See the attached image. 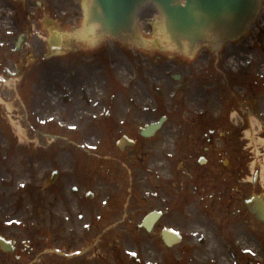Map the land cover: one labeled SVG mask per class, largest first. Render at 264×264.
<instances>
[{
  "label": "rangeland",
  "instance_id": "1",
  "mask_svg": "<svg viewBox=\"0 0 264 264\" xmlns=\"http://www.w3.org/2000/svg\"><path fill=\"white\" fill-rule=\"evenodd\" d=\"M84 1L24 0L22 4V11L27 16L34 18L32 14L37 11L35 18H39L41 24L40 33L44 35L47 60L40 64L41 52L22 49L20 53L12 54V62L25 60L28 76H40V73L42 76L48 75L47 69L41 70L45 65L59 78L51 86L59 87L61 91L58 97L57 93L54 98L44 96L47 107L41 105L42 112L35 116L23 86L8 91L9 98L0 88L6 101L0 105V219L9 209L18 213L25 210L27 223H46L40 227L42 247L34 257L26 258L23 264H133L126 258L128 253L124 244V240H129L131 236L136 238L135 242L140 247L143 243V259L153 264L158 255L163 256L166 250L158 239L153 243L149 233L143 229L137 231L135 226L153 209L166 208L167 193L172 194L173 203L175 195H182L185 200H195L199 205L200 196H191L189 190L197 186L194 170L187 168L184 173L180 170L184 157L193 155V151L197 152L195 155H200L198 151L203 149L194 145V141L213 140L226 159L234 158L243 145L241 130L234 128L231 114L236 112L245 121V114L249 110L257 114L260 109L264 116V92L254 90V76L264 77V2L259 19L243 40L224 47H219L216 41L200 44L192 58L179 54L167 43L161 18H155L152 36L143 34L119 42L107 39L106 50L109 57L119 61V82L123 87L121 91L115 90L114 101L112 97L105 100L106 107L114 110L116 120L120 122L121 117L127 115L131 122L132 117H137L140 128L152 122L158 113L150 96H154L160 87L163 90V106L167 109L173 105L176 109L155 138L147 139L136 152L128 149L122 153L118 149V141L122 136L137 137L136 130L113 129L109 134L105 128L97 127L93 122L95 116H87L84 111L85 108L91 112L98 111L97 105H87L80 96L64 100L70 94L71 81L75 84L81 82V86H84L87 65L91 70H98L95 75H105L98 67L102 64L96 60L89 62L83 59V53L69 55L72 47L78 49L85 46L88 40L81 17ZM153 15L149 14L142 20V30L148 32V21ZM53 37L59 40V44L50 42ZM117 45L130 48L127 53L129 59L123 57ZM226 47L238 59L227 63ZM3 54L0 52L1 59ZM52 56H56V59ZM130 56L133 58L130 59ZM179 62L183 64L180 66ZM244 63H250V68L244 70ZM51 64L58 67L50 68ZM239 68L241 70L237 73ZM132 74H135L134 80L131 79ZM173 75H184L191 79L187 89L175 96L177 81L172 80ZM3 77L0 67V78ZM135 83L136 87H133ZM7 107L14 111L8 113L10 109ZM202 109H206L207 116L211 117L210 126L205 129L203 126L194 127L196 121L191 116ZM88 118L93 119L87 122ZM42 120L53 121L56 127L52 128ZM251 120L253 126L250 129L254 131L256 122L253 116ZM20 127L26 134L25 141L20 138ZM62 127L66 133L62 132ZM241 155L239 153V157ZM165 157H180L176 164H172V169L177 168L175 177H171L174 172H170V167L167 168L164 161L157 165V160ZM78 158L81 159L80 164L76 161ZM59 168L65 170L60 174L64 181H71L74 185L78 181L84 183L86 193L81 201L89 210L84 219L105 221L91 223L92 234L86 232L81 236V241L75 242V250H67L69 246H63L60 253L64 256L56 253L52 240L51 203L54 187L51 186V179L54 169ZM262 185L263 180L253 187L251 185L253 194H260ZM89 192L93 194L92 199L88 197ZM154 192L158 195L154 196ZM80 214L75 213V221L80 220ZM175 215L171 214L170 223H175ZM166 222L167 219H162L160 223ZM251 230L253 237L264 239V225L254 217ZM119 250L123 252L122 258L117 254ZM252 253L255 256L254 250ZM36 259L42 262L34 263ZM3 262L0 259V263Z\"/></svg>",
  "mask_w": 264,
  "mask_h": 264
},
{
  "label": "flooded vegetation",
  "instance_id": "2",
  "mask_svg": "<svg viewBox=\"0 0 264 264\" xmlns=\"http://www.w3.org/2000/svg\"><path fill=\"white\" fill-rule=\"evenodd\" d=\"M22 4V0H0V52L4 53L2 59L0 55V67L5 73L12 74L14 72L17 76L25 73L24 68L28 67L23 59L14 61L16 64L12 62L11 50H14L18 45L21 36L24 37L21 49H34L36 52H41V64L46 54L43 37L37 33L40 29L39 18L27 16L22 11ZM150 11L151 8L148 9V13ZM146 14L147 12L143 15ZM97 48L98 52L97 50L92 51V46L89 44L78 50L73 48L71 52L74 54L84 51L86 55L83 58L89 60L102 58L104 50L101 49V45ZM18 65L25 66L22 70L18 68ZM53 67H58V65L51 64L50 68ZM45 69L47 67L42 66L41 70ZM47 72L49 74L45 76L41 74L40 77H30L32 86L28 89L27 94H31L30 105L35 116H39V113L42 112L41 105L47 107L44 96L54 97L59 91L58 88L51 86L52 82L58 81L55 72L49 69ZM86 73L87 76L83 80L84 88L81 87V82H77V84L71 82V97L74 99L80 96L89 106L96 105L100 100H106L111 92L108 78L92 75L89 65L86 66ZM26 79L28 77L25 73L20 82L24 83ZM2 85L6 86V84ZM99 106L98 111L91 112L89 108H85L84 111L89 115L101 116L100 125L118 131L123 129L140 130L137 117H132L129 122L128 117L125 116L124 125H120L114 117L115 113L112 108L108 110L104 104ZM103 117L110 120H103ZM86 121L89 122L90 119ZM193 126L201 128V125L197 123ZM258 134L264 143V125ZM135 141V149L131 152H136L139 147L140 141L137 139ZM193 144L203 149L198 151L200 155H195L197 152L193 151V155L184 157L180 170L181 173H184L187 168L194 170L198 185L189 190H191V196H200V203L198 205L195 200H185L182 195H175V203H173L172 194L167 193L164 217L168 222L158 223L152 238L149 237L153 243H156V239H158L166 246L162 232L164 228L175 226L183 240L175 246V251L166 246L164 255L159 254L157 261H154L153 264H263L264 239L252 236L253 204L251 197L253 196L252 187L258 184L259 180L264 181V144L255 147L248 136L244 149L239 151L242 155L228 159L227 163L223 153L216 147L215 141L198 139ZM202 157L206 159L205 162L201 161ZM179 159L180 157H174L173 160L168 158L166 162L170 167V172H174V177L177 174V168L172 169V164H176ZM251 176L254 178L253 183L250 180ZM56 183L53 188L51 205L54 234L52 240L53 247L60 256V250L65 245L69 246L67 250H75L77 248L75 242L81 241V234L84 235L86 231L91 233V223H99V221L84 219L88 208L81 201L85 191L83 182L80 181L78 186H75L71 181L59 180L58 176ZM260 194L264 198V185L261 187ZM76 212L81 213L78 221H75ZM172 213H176V219L173 220L175 223H170ZM25 216V210L18 213L9 209L7 214L0 219V234L10 242L12 249L10 252H6L0 247V259L4 260L3 264H23L26 258L34 257L43 245L40 227L46 223H27V220L24 219ZM136 229L139 231L138 226ZM202 233H207L208 238L199 237ZM125 240L124 244H126L128 252L135 249L138 251L134 263L146 264L140 255L139 245L135 242L136 238L131 236L129 240ZM208 241L211 242L209 245H207ZM143 249L142 243L141 253H143ZM251 250L255 252L254 257L251 255ZM117 254L120 258L123 257L122 250H119Z\"/></svg>",
  "mask_w": 264,
  "mask_h": 264
},
{
  "label": "water",
  "instance_id": "3",
  "mask_svg": "<svg viewBox=\"0 0 264 264\" xmlns=\"http://www.w3.org/2000/svg\"><path fill=\"white\" fill-rule=\"evenodd\" d=\"M88 0V23L98 26L99 32L119 37L133 33L135 20L141 7L147 3L155 4L165 17L168 34L181 45L189 44L191 51L200 40L222 36L223 39L234 37L242 31L256 14L259 0ZM164 119L149 125L143 131L147 137L153 136L160 129ZM253 213L259 220H264V211L258 199ZM152 214L144 223L148 229L156 220ZM3 248L5 241L0 237Z\"/></svg>",
  "mask_w": 264,
  "mask_h": 264
},
{
  "label": "bare ground",
  "instance_id": "4",
  "mask_svg": "<svg viewBox=\"0 0 264 264\" xmlns=\"http://www.w3.org/2000/svg\"><path fill=\"white\" fill-rule=\"evenodd\" d=\"M19 135L21 140L25 141L26 140V134L23 129L19 128Z\"/></svg>",
  "mask_w": 264,
  "mask_h": 264
}]
</instances>
